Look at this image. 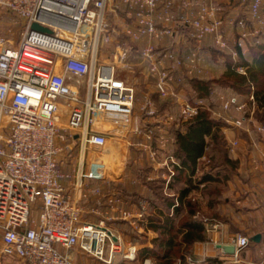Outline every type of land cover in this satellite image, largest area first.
<instances>
[{
	"label": "built area",
	"instance_id": "2783aa9c",
	"mask_svg": "<svg viewBox=\"0 0 264 264\" xmlns=\"http://www.w3.org/2000/svg\"><path fill=\"white\" fill-rule=\"evenodd\" d=\"M0 7L23 20L17 42L0 32L3 255L29 264H80L69 253L74 250L105 264H113L119 256L136 258L137 246L125 247L121 235L104 221L82 218V202L102 194L101 186L88 180L104 177L101 153L107 152L109 141L104 125H128L135 110L136 86L118 76L117 61L138 53L156 78L160 96L176 97L175 83L209 74V39L210 45L235 60L241 55L248 58L249 43L263 41L264 0H0ZM120 11L125 18L118 22ZM35 22L49 30L34 28ZM181 34L188 44L184 50L175 41ZM166 38L171 41L165 42ZM112 44L113 55L102 56L103 46ZM234 65L246 73L243 63ZM219 97L223 110L239 113L222 118L245 127L257 106L254 86L245 97L224 92ZM207 100L183 99L180 115L192 119ZM142 108L156 119L154 129L164 143L169 136L163 133L152 100L147 98ZM165 119L175 120L174 114L166 113ZM257 128L264 130L263 125ZM149 154L158 161L159 150ZM158 164L169 167L168 187L180 161L165 154ZM108 200L117 203L120 198L111 194ZM119 213L137 220L145 215H134L130 209ZM233 243L236 261L249 237L239 234ZM188 259L191 264L205 261Z\"/></svg>",
	"mask_w": 264,
	"mask_h": 264
},
{
	"label": "crops",
	"instance_id": "0c3cea01",
	"mask_svg": "<svg viewBox=\"0 0 264 264\" xmlns=\"http://www.w3.org/2000/svg\"><path fill=\"white\" fill-rule=\"evenodd\" d=\"M120 12L121 17L118 18V22L123 21L125 18L124 12ZM114 18L116 17L113 16V19ZM229 30L230 28H227V31ZM170 41V38H166L165 40V42L168 43ZM175 41L176 45L179 46L181 50L187 49L188 44L183 40L182 34L178 36ZM210 41L209 39V44ZM209 49L210 47L207 46L206 50ZM215 74L211 76L209 72L208 75L210 76L208 79L219 76ZM196 79L197 78H189L186 79L187 81L179 83L175 89L176 93L180 94L179 92H181V90L184 89L183 86L186 85V87L189 88L190 99L198 96L197 88L194 84V80ZM226 87L229 88L230 86H224V88ZM211 88L214 89L215 86L213 85ZM226 91L228 93L242 94L243 97L251 92L240 93L232 87ZM256 110H263L258 103L251 120H249L243 128L236 127L227 120H225L226 123L222 125L223 139L228 144L227 155L234 161L235 165L232 170H225V172L231 174L230 177L227 178L226 181H222L218 184L220 195L219 201L216 203L215 207L210 208L209 205L208 207L205 205L207 211L201 217L204 221L208 238L193 244V247L186 254V260L188 262V258L191 256L197 259H205L201 264H211L212 261H210V258H218L220 262L216 264H223L224 262H229L230 264H264V130L259 131L257 128L258 125L264 126V121L255 115ZM237 115H239V113H237ZM240 131H242V135H239ZM233 140H237L238 143L232 145ZM172 153L179 159L175 151ZM159 154L160 159L165 155L161 151H159ZM206 156L207 155H204L201 160ZM147 157H150L149 151ZM145 162L147 166H143L141 173H138L141 175L142 184L140 186L137 185V187H140L141 191L136 194L140 197L139 199H132L138 200V202L140 200V207H136L135 202L131 204V207L128 206L129 209L137 213L143 212L145 214L143 219H138L141 221L142 230L134 235V244L137 246V252L143 246H152L154 238L158 235V232L149 225L150 216L156 210L154 206L150 205L151 202L149 200H160L157 196L156 185L162 181V189L163 191L165 190V193L168 192L169 194H173L176 190L172 187L169 188L174 175L170 177L168 187H166V182L170 174L169 167L166 169L159 166V164L151 163V161L147 160ZM207 166L206 162L204 166L199 165L196 174L193 175L194 178L200 176ZM176 167L177 165L174 167L175 172ZM126 173L127 172H125V174ZM121 180L122 179L119 181ZM89 182L97 185L96 180H88V183ZM180 184L181 182L177 184V186H180ZM207 184V181L199 183L197 188L191 190L190 197L195 200H207V204H209L208 202L211 196L208 191L209 188L205 189ZM71 188H73L74 191L75 187L73 184H71ZM95 197L96 195H92L89 200H95ZM98 197L104 198L103 195H99ZM239 234L248 236L249 244L238 252V260L234 261V252H227L225 246L228 244L234 245L235 247L233 238ZM258 234L259 239H253V237ZM2 249L3 246L1 242L0 257L4 262L3 264H29V262L23 258L3 255ZM69 253L80 264H84V262L89 259H92L94 264H105L98 259L89 258L78 250L69 251ZM118 261L120 260L117 258L113 264ZM126 261L132 264L135 262L136 264H156V259L151 256H147L144 259H139L136 256L134 259L127 258ZM175 264H182L181 260H177Z\"/></svg>",
	"mask_w": 264,
	"mask_h": 264
},
{
	"label": "rangeland",
	"instance_id": "374dc122",
	"mask_svg": "<svg viewBox=\"0 0 264 264\" xmlns=\"http://www.w3.org/2000/svg\"><path fill=\"white\" fill-rule=\"evenodd\" d=\"M22 26V19L15 18L10 12L5 11L0 7V32L9 36L12 41L15 40V42H17L21 36V31L23 29ZM121 39L125 40L127 38L125 35H122ZM211 42L212 41H210V44ZM210 44H208L210 49L206 51V55L208 56L207 69L211 76H214L213 74L215 73V75H220L227 67L228 55L231 54L225 50L217 49L214 45ZM253 44L254 43L252 42L249 43V48L246 52L248 58H251L252 56L251 53ZM114 52L115 45L112 44L103 46L101 53L102 56L111 57ZM238 61L239 63L242 62L240 61V58ZM147 66V62L136 52L128 56V58H124L123 60L119 59L117 61L118 76L136 86L137 100L135 102V110L132 120L128 125H104L108 129L107 132L109 136L107 152L101 153V159L104 163H106V170L104 172V177L96 180L97 185H100L102 188L101 195H103L104 198L96 195L95 200H85L82 202L85 206L82 217L83 220L94 222L104 221L106 225L112 227L121 235L125 247L135 243L134 235L142 230V228H140L142 225L140 224L141 221L137 220L136 217L128 219L123 218L119 213V209H129L128 206L131 207V204L134 202L136 207H140V200L139 202L138 200H132L139 199L140 197L136 194L141 191L140 187H137V185L140 186L142 184L140 178L141 175L138 173H141L143 166H147L145 162L147 160L154 164H158L159 161L162 162V158L160 159V157L157 162L152 160L150 157L148 158V151L159 150L163 154H173L172 152H174L177 148V139L175 135L176 130L180 128L184 122L188 121L180 115V106L183 99L189 98V88L184 85V89H182L181 92H179L180 94H177L176 97L171 96L165 98L160 96L156 88V78L148 73ZM210 75H200L197 79L208 80ZM178 84L179 83H175V89ZM213 85L215 88H211L212 90H210V94L207 96H200V90L197 89L198 97H206L208 99L206 101L205 108L202 109L210 110V115L216 120L225 121V119L222 118L223 115L230 118L237 117V111H226L221 107L219 92L227 94L228 92L226 90H229L230 87L224 88V86L218 83H213L212 86ZM147 98H150L154 106L157 108L160 116L156 118L162 121L163 133L169 136V139L165 140L164 143H161L160 138H158V132L154 129L153 121L156 119L154 117L149 118L145 109L142 108L143 103ZM214 111L216 113H214ZM166 113L174 114L175 120H166ZM255 115L264 120V110H256ZM148 135H150V137ZM239 135H242V131L239 132ZM223 142V147L227 150L228 144L224 141V139ZM208 160V156L202 159L201 166ZM159 166L166 169L168 168V166L162 164H159ZM125 172L127 173L125 174ZM120 179L122 180L119 181ZM111 194L119 196L120 200L116 201L117 203H112L108 200ZM200 201L202 210L206 212L207 210L205 205H207V207L209 205L207 204V200ZM38 203L39 202L37 201L33 207L32 214L34 216L38 214ZM133 213L134 215H137L136 211H133ZM1 240L2 237L0 236V246ZM117 258L118 260H121V258L124 257L119 256ZM89 260L93 261L92 259ZM133 264H136V262Z\"/></svg>",
	"mask_w": 264,
	"mask_h": 264
},
{
	"label": "trees",
	"instance_id": "16d2710c",
	"mask_svg": "<svg viewBox=\"0 0 264 264\" xmlns=\"http://www.w3.org/2000/svg\"><path fill=\"white\" fill-rule=\"evenodd\" d=\"M261 43L252 45L251 58L241 55L240 61L247 66L246 73L239 72L234 67L235 60L228 55L226 69L217 77L208 80H194L200 96H207L213 83L230 86L240 93H248L255 88L256 101L264 110V35ZM262 119V118H261ZM263 120V119H262ZM264 121V120H263ZM226 122L216 120L210 115V110L201 109L192 119L183 123L176 130V155L180 165L172 178L169 188H175L173 194L163 191V182L156 185L157 196L160 200H149L156 208L150 216L149 225L158 232L152 246H143L137 252V258L144 259L151 256L156 264H175L181 260L182 264H191L186 260V254L197 241L208 238L202 215L204 211L201 201L190 197L192 189L199 183L208 182L205 186L210 193L209 207H215L219 201V183L226 181L231 174L226 169H233L234 161L228 157L223 147L222 125ZM209 149V150H208ZM207 155V168L194 178L196 170L201 165V158ZM205 163V162H204ZM204 163L202 166H204ZM180 186H177V184ZM211 264L220 262L218 258H210ZM115 264H130L121 259Z\"/></svg>",
	"mask_w": 264,
	"mask_h": 264
},
{
	"label": "water",
	"instance_id": "95a60500",
	"mask_svg": "<svg viewBox=\"0 0 264 264\" xmlns=\"http://www.w3.org/2000/svg\"><path fill=\"white\" fill-rule=\"evenodd\" d=\"M33 27L34 28H38V29H41V30H45V31H48L49 29L48 28H46V27H44V26H41L39 23H37V22H35L34 24H33ZM253 239H259V234L258 235H255L254 237H253ZM225 250L227 251V252H235V247H234V245H228V244H226V246H225Z\"/></svg>",
	"mask_w": 264,
	"mask_h": 264
},
{
	"label": "bare ground",
	"instance_id": "6f19581e",
	"mask_svg": "<svg viewBox=\"0 0 264 264\" xmlns=\"http://www.w3.org/2000/svg\"><path fill=\"white\" fill-rule=\"evenodd\" d=\"M137 256V255H136Z\"/></svg>",
	"mask_w": 264,
	"mask_h": 264
}]
</instances>
